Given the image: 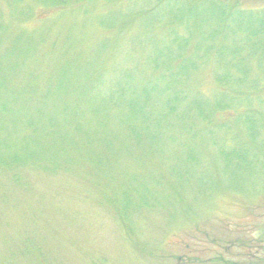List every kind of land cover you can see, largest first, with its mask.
<instances>
[{"label": "rangeland", "instance_id": "1", "mask_svg": "<svg viewBox=\"0 0 264 264\" xmlns=\"http://www.w3.org/2000/svg\"><path fill=\"white\" fill-rule=\"evenodd\" d=\"M222 3L0 0V264H264V0Z\"/></svg>", "mask_w": 264, "mask_h": 264}, {"label": "trees", "instance_id": "2", "mask_svg": "<svg viewBox=\"0 0 264 264\" xmlns=\"http://www.w3.org/2000/svg\"><path fill=\"white\" fill-rule=\"evenodd\" d=\"M191 1H192V3L200 2V3H203V4L209 5V6L212 5V9H211L210 15H212V17L214 19L215 18L216 19H220L219 21H222L224 23L229 22L228 20L231 19V18H229L230 16L228 17V15H229L228 10H229L230 6L223 4L222 3L223 0H191ZM232 1L234 2L231 5V6H233L232 8L235 9V10L238 9L236 7L239 4L240 0H232ZM160 2H161V0H157V3H160ZM254 11H257V10H254ZM236 13L237 14L244 13V15L247 16L249 20H255L257 18L256 16H253L252 13L244 12V11H241V10H240V12H236ZM239 15H241V14H239ZM226 17H228V18H226ZM225 18H226V20H225ZM258 19H259V26L257 27V29L258 30L260 29L262 32H264V17H258ZM239 21L243 22V20H241V19ZM237 26L240 27L241 25L238 24ZM238 30H241V29H238ZM212 32H214V31H212ZM253 34L256 35L257 34V30H254ZM263 43L264 42L261 41L259 44L261 45ZM263 52H264V50H263ZM244 117H246V116H244ZM246 118L250 119L249 117H246Z\"/></svg>", "mask_w": 264, "mask_h": 264}]
</instances>
